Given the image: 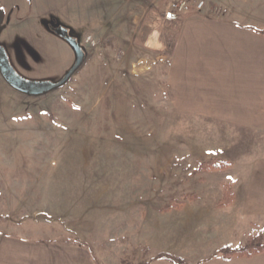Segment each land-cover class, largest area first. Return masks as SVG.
Instances as JSON below:
<instances>
[{"label": "rangeland", "instance_id": "1", "mask_svg": "<svg viewBox=\"0 0 264 264\" xmlns=\"http://www.w3.org/2000/svg\"><path fill=\"white\" fill-rule=\"evenodd\" d=\"M166 6L32 0L40 26L25 19L0 27L13 67L30 80L58 82L76 60L47 27H66L85 50L70 79L41 95L15 89L0 71L1 235L81 244L97 264H146L157 253L144 230L159 214L212 205L205 196L223 191L203 165L237 163L248 140L169 103L182 16Z\"/></svg>", "mask_w": 264, "mask_h": 264}, {"label": "crops", "instance_id": "2", "mask_svg": "<svg viewBox=\"0 0 264 264\" xmlns=\"http://www.w3.org/2000/svg\"><path fill=\"white\" fill-rule=\"evenodd\" d=\"M30 2L0 0V27L25 19L40 26L42 17L33 15ZM181 16L166 74L169 103L190 120L237 131L248 140L239 150L247 155L210 172L221 177L223 190L205 196L212 205L193 202L190 209L163 212L145 228L144 242L157 253L146 264H264V251L229 259L220 253L247 244L257 229L264 239V0H207L203 11ZM228 184L232 202L220 205ZM0 264L97 262L81 244L0 234Z\"/></svg>", "mask_w": 264, "mask_h": 264}, {"label": "water", "instance_id": "3", "mask_svg": "<svg viewBox=\"0 0 264 264\" xmlns=\"http://www.w3.org/2000/svg\"><path fill=\"white\" fill-rule=\"evenodd\" d=\"M57 33L70 44V46L74 49L76 56V60L72 68L58 82L37 81L23 77L21 74L17 73L16 69L11 64L8 52L6 51L5 47L0 45L1 73L15 89L32 95L44 94L66 83L83 64L85 59V50L78 39L71 36L68 29L65 28L57 29Z\"/></svg>", "mask_w": 264, "mask_h": 264}, {"label": "trees", "instance_id": "4", "mask_svg": "<svg viewBox=\"0 0 264 264\" xmlns=\"http://www.w3.org/2000/svg\"><path fill=\"white\" fill-rule=\"evenodd\" d=\"M229 162L225 160L219 159H212L208 162L204 163L203 169L206 171L217 170V169H226L229 166ZM225 202L226 204H230L232 202V189L231 185L225 186ZM264 251V239L262 229H257L253 231L250 236V240L247 244L238 246V247H231L225 246L220 250L222 256L226 259L232 258L234 256H250L255 253H260ZM176 262L184 264L180 259H175Z\"/></svg>", "mask_w": 264, "mask_h": 264}, {"label": "built area", "instance_id": "5", "mask_svg": "<svg viewBox=\"0 0 264 264\" xmlns=\"http://www.w3.org/2000/svg\"><path fill=\"white\" fill-rule=\"evenodd\" d=\"M207 6V0H167V12L181 16L190 11H203Z\"/></svg>", "mask_w": 264, "mask_h": 264}, {"label": "flooded vegetation", "instance_id": "6", "mask_svg": "<svg viewBox=\"0 0 264 264\" xmlns=\"http://www.w3.org/2000/svg\"><path fill=\"white\" fill-rule=\"evenodd\" d=\"M29 1H31V0H29ZM48 28H50L51 30H52V32L55 34V35H57L58 37H60L61 39H63L66 43H68L64 38H62L58 33H57V29H59V28H65V29H67L66 27H54V26H49ZM68 31H69V29H68ZM69 34H70V31H69ZM71 35V34H70ZM72 36V35H71ZM69 44V43H68ZM0 45H2L1 44V42H0ZM70 45V44H69ZM3 46V45H2ZM6 49V48H5ZM6 51H7V49H6ZM75 53V52H74ZM9 55V54H8ZM12 64V63H11ZM1 71V70H0ZM17 71V70H16ZM17 73H18V71H17ZM3 75V74H2ZM6 79V78H5ZM7 80V79H6Z\"/></svg>", "mask_w": 264, "mask_h": 264}]
</instances>
